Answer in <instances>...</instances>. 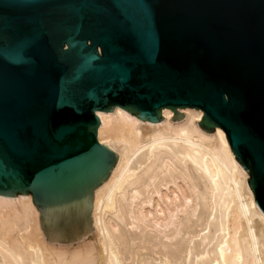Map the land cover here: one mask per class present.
I'll return each mask as SVG.
<instances>
[{"label":"water","instance_id":"1","mask_svg":"<svg viewBox=\"0 0 264 264\" xmlns=\"http://www.w3.org/2000/svg\"><path fill=\"white\" fill-rule=\"evenodd\" d=\"M221 127L264 213V0H0V195L32 194L50 243L95 231L120 154L97 112Z\"/></svg>","mask_w":264,"mask_h":264},{"label":"bare ground","instance_id":"2","mask_svg":"<svg viewBox=\"0 0 264 264\" xmlns=\"http://www.w3.org/2000/svg\"><path fill=\"white\" fill-rule=\"evenodd\" d=\"M162 109L159 123L97 112L100 144L119 160L94 190L95 231L50 243L32 194L0 195V264H264V213L221 127L205 112Z\"/></svg>","mask_w":264,"mask_h":264},{"label":"rangeland","instance_id":"3","mask_svg":"<svg viewBox=\"0 0 264 264\" xmlns=\"http://www.w3.org/2000/svg\"><path fill=\"white\" fill-rule=\"evenodd\" d=\"M174 116H175V114H174ZM174 122H175V121H174ZM88 236H89V237L92 236V233H91L90 235H88Z\"/></svg>","mask_w":264,"mask_h":264}]
</instances>
